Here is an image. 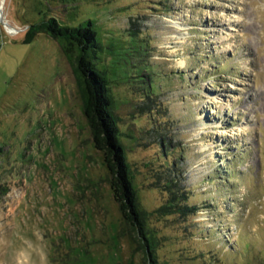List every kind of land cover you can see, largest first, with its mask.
Wrapping results in <instances>:
<instances>
[{
  "label": "rangeland",
  "instance_id": "obj_1",
  "mask_svg": "<svg viewBox=\"0 0 264 264\" xmlns=\"http://www.w3.org/2000/svg\"><path fill=\"white\" fill-rule=\"evenodd\" d=\"M48 16L96 29L89 56L143 206L165 180L193 206L149 218L160 262L264 264V0H0V264H145L92 142L75 48L28 34Z\"/></svg>",
  "mask_w": 264,
  "mask_h": 264
},
{
  "label": "trees",
  "instance_id": "obj_2",
  "mask_svg": "<svg viewBox=\"0 0 264 264\" xmlns=\"http://www.w3.org/2000/svg\"><path fill=\"white\" fill-rule=\"evenodd\" d=\"M91 25V22H87L72 26L48 16L32 24L28 34L45 32L58 42L66 54L70 53L71 47L75 48L74 73L82 98L83 113L89 124L94 148L102 152L109 191L123 219L120 222L132 230L131 237L139 240L145 264H163L156 255L158 236L149 218L167 219L171 215H187L193 206L186 203V194L175 186L174 180H165V199L155 209L147 210L140 201L131 165L119 137L120 128L112 112L114 98L108 79L89 56L90 50H100L101 47L96 29ZM124 230L118 231V236Z\"/></svg>",
  "mask_w": 264,
  "mask_h": 264
}]
</instances>
